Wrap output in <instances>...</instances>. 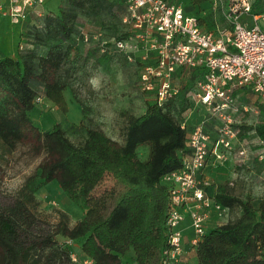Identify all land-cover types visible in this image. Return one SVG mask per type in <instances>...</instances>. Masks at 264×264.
I'll return each instance as SVG.
<instances>
[{
    "label": "trees",
    "instance_id": "obj_1",
    "mask_svg": "<svg viewBox=\"0 0 264 264\" xmlns=\"http://www.w3.org/2000/svg\"><path fill=\"white\" fill-rule=\"evenodd\" d=\"M205 1L192 0L195 4ZM67 2L58 13H43V21L30 33L31 47L19 44L24 49L19 55H0V141L11 152L31 130L37 142L35 151L43 154L17 194L0 204V264H74L72 251L60 244L59 237L80 241L81 256L91 264H123L127 253H133L134 264H159L168 245L170 209L168 186L162 178L181 166L182 153L188 150L189 132L181 124L190 105L186 92L196 74L182 79L179 94L163 104L148 92L153 100L145 111L126 114L123 142L97 126L88 127L78 143L59 121L50 128L38 129L31 112L42 97L61 111H68L65 89L70 79L64 73L65 64L78 56L79 37L93 39L78 30L79 11L119 14L121 31L113 38L127 35L122 21L125 0ZM263 2L252 3L254 12ZM199 18L209 29L216 27L212 15ZM42 45L44 50L39 48ZM100 45L102 58L122 54L112 40ZM249 130L264 139V114L256 125H242L243 134ZM142 145L148 148L144 159L139 152ZM245 167V173L256 169L257 174H264V160L254 159ZM108 176L113 184L99 190ZM53 180L85 209L73 225L62 210L55 224L42 226L33 211L38 203L36 192ZM213 184L214 197L229 205L232 214L240 211L200 238L194 251L196 264H264V197L255 204L250 196L236 192L229 181L214 179Z\"/></svg>",
    "mask_w": 264,
    "mask_h": 264
},
{
    "label": "built area",
    "instance_id": "obj_2",
    "mask_svg": "<svg viewBox=\"0 0 264 264\" xmlns=\"http://www.w3.org/2000/svg\"><path fill=\"white\" fill-rule=\"evenodd\" d=\"M43 2L11 0L7 11L12 22L20 23L32 12L42 16L38 6ZM125 3L127 35L111 40L136 65L141 90L163 104L179 94L182 79L196 74L181 124L189 132L188 150L181 166L162 178L170 209L168 245L159 263L196 264L200 238L232 218L231 207L214 197L210 174L232 163L246 180L254 169L245 173L243 168L264 160V139L254 130L242 133L244 123L256 125L264 114V2L254 12L249 0H227L229 25L216 23L213 29L178 0Z\"/></svg>",
    "mask_w": 264,
    "mask_h": 264
},
{
    "label": "rangeland",
    "instance_id": "obj_3",
    "mask_svg": "<svg viewBox=\"0 0 264 264\" xmlns=\"http://www.w3.org/2000/svg\"><path fill=\"white\" fill-rule=\"evenodd\" d=\"M178 1L193 14L212 15L216 23L225 27L229 25L225 17L227 0H208L200 4H195L192 0ZM249 1L257 3V0ZM39 5L38 8L40 7L43 12L58 13L61 7H67L68 2L67 0H44ZM42 17L32 12L20 23H9L10 26L18 29L17 45L13 54H10V48H8L4 52L0 50V55H19L20 51L24 50L19 47V44H25L27 48L31 47L30 33L43 21ZM120 22L119 14L115 16L109 12L79 11L77 28L93 39L86 41L79 37L78 56L65 64L64 73L70 79V84L65 89L68 111H61L51 100L42 97L31 112L33 122L38 129L50 128L59 121L69 137L78 143L85 138L88 127L97 126L114 139L123 142L126 114H142L147 103L153 100V95L140 89L136 65L124 58L122 54L102 58L100 42L111 40L114 35H118L121 31ZM94 35L97 37L95 38ZM44 47L39 46L40 50H44ZM35 144L37 142L31 130L26 131V137L11 152L6 150L0 141V204L9 202L21 188L26 176L37 169L43 154L36 153ZM139 152L143 159L147 158V146H140ZM240 170L230 163L215 174H210V179L233 181L236 192L244 197L250 196L257 204L258 200L264 197V176L257 174L258 171L254 169L253 174L244 180L239 175ZM113 182V178L108 176L99 190L111 186ZM36 200L38 203L33 211L40 218L42 226L55 224L62 210L68 213L71 225L81 219L85 212L84 208L67 197L57 180L51 181L38 190ZM239 211V209L238 213L235 211L232 216L238 215ZM210 229L207 228V231ZM192 232L193 229L190 228V233ZM59 239L60 244L68 245L72 254L77 257L76 260L72 258L74 264H91L89 259L82 257L80 241H68L63 237ZM130 252L133 251L130 250ZM122 263L134 264L133 253H127Z\"/></svg>",
    "mask_w": 264,
    "mask_h": 264
},
{
    "label": "crops",
    "instance_id": "obj_4",
    "mask_svg": "<svg viewBox=\"0 0 264 264\" xmlns=\"http://www.w3.org/2000/svg\"><path fill=\"white\" fill-rule=\"evenodd\" d=\"M10 4L11 0H0V50L4 52L10 48L9 52L13 54L18 41V29L9 25V23H14L7 11Z\"/></svg>",
    "mask_w": 264,
    "mask_h": 264
}]
</instances>
